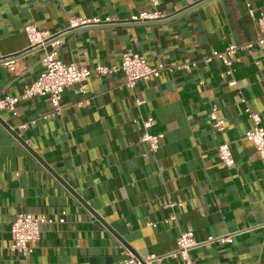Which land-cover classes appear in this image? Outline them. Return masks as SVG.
I'll list each match as a JSON object with an SVG mask.
<instances>
[{"label": "crops", "instance_id": "crops-1", "mask_svg": "<svg viewBox=\"0 0 264 264\" xmlns=\"http://www.w3.org/2000/svg\"><path fill=\"white\" fill-rule=\"evenodd\" d=\"M158 1L0 0V59L14 60L12 68L0 61V98L22 95L53 49L31 48L29 25L60 34L66 63L113 67L137 52L166 65L134 88L121 71H93L85 93L80 84L66 89L58 117L45 97L0 109V264H123L125 247L155 256L152 264H181L183 232L197 241L193 264H264V158L246 139L254 122L245 111L260 113L264 127V46L238 50L232 75L206 60L257 39L264 0ZM143 11L164 17L127 22ZM73 16L113 23L65 31ZM150 116L149 131L162 134L157 153L142 140ZM223 142L232 167L218 156ZM24 211L53 220L31 256L11 249V225Z\"/></svg>", "mask_w": 264, "mask_h": 264}, {"label": "built area", "instance_id": "built-area-1", "mask_svg": "<svg viewBox=\"0 0 264 264\" xmlns=\"http://www.w3.org/2000/svg\"><path fill=\"white\" fill-rule=\"evenodd\" d=\"M154 5H158V0H152ZM250 14L254 15V10L250 9ZM164 17L158 11L149 12L143 11L137 15H134L127 20V22H146L159 20ZM258 23L260 26V34L257 39L252 42H248L239 46L237 44H230L223 50H214L212 55L206 58L207 61H211L214 58L221 60L225 65L226 70L223 74L232 75L234 72V62L232 56L237 55L240 49H250L255 45L264 46V12H261L258 16ZM103 23H113L110 18L101 20L100 18L86 19L79 16H73L69 20V24L65 31L84 28L91 25H98ZM27 35L29 37L31 48H35L41 45H45L48 42L53 46V49L45 54L43 57L44 68L40 72L39 76L24 90L20 96H5L0 98V109H9L12 112L16 111V106L21 99L33 98V97H45L49 100L52 111L51 116H60L63 110L62 98L67 88L73 84H80V89L83 93L86 92L87 81L93 71L100 74H107L108 72L121 71L126 76L124 86L126 88H134L142 80H150L158 78L161 75L166 65L161 63L159 65H152L148 62L147 58L137 52H126L123 54L121 64L119 66H104L98 65L94 68L86 66H79L76 63H66L57 57V46L61 40L59 33L56 34H44L40 31L36 25H29L26 28ZM236 60H239L238 58ZM0 61L5 65L12 68L13 58H1ZM182 66H176L180 69ZM185 67H189L185 65ZM175 68H171L172 70ZM230 86H236L237 80L231 78L228 81ZM245 102V99H243ZM143 103V101H138ZM246 113L250 116L254 122V127L246 134V139L252 142L260 156L264 158V127L261 124V115L258 112L252 111L249 107L245 109ZM213 126L222 131L225 129V121L220 119L216 113V108H213L210 115ZM156 124V119L152 116L143 121L144 133L142 140L149 143L150 151L157 153L160 149V140L162 134H154L149 131L151 127ZM22 127H26L25 124ZM218 156L224 167H232L235 164L231 146L228 142L220 143L217 147ZM176 204V203H174ZM53 220L48 218L45 214H33L30 212H20L13 221L10 229L11 233V249L15 252L22 253L25 256H31L35 252V244L40 241L43 226L47 223H51ZM197 245V241L193 232H183L178 239V250L174 255H181V264H193L189 255V250ZM126 258L123 264H152L155 260V256L141 259L134 251L125 247Z\"/></svg>", "mask_w": 264, "mask_h": 264}]
</instances>
